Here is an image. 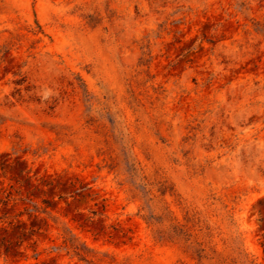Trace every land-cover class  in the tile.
<instances>
[{
	"label": "rangeland",
	"instance_id": "rangeland-1",
	"mask_svg": "<svg viewBox=\"0 0 264 264\" xmlns=\"http://www.w3.org/2000/svg\"><path fill=\"white\" fill-rule=\"evenodd\" d=\"M0 264H264V0H0Z\"/></svg>",
	"mask_w": 264,
	"mask_h": 264
},
{
	"label": "trees",
	"instance_id": "trees-1",
	"mask_svg": "<svg viewBox=\"0 0 264 264\" xmlns=\"http://www.w3.org/2000/svg\"><path fill=\"white\" fill-rule=\"evenodd\" d=\"M39 26L41 27L40 24H39ZM191 217L193 218L194 223L196 224L197 221H195V219H194L195 217L194 216H191ZM191 217L188 216V218H191ZM186 226H187L186 224H183L180 221H176L175 223H173L172 229H173V231L175 233H177V234H183L184 237H187V235H191V234L189 232V229Z\"/></svg>",
	"mask_w": 264,
	"mask_h": 264
}]
</instances>
